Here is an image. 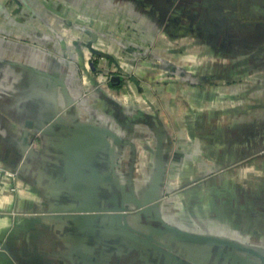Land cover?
<instances>
[{
  "label": "rangeland",
  "instance_id": "1",
  "mask_svg": "<svg viewBox=\"0 0 264 264\" xmlns=\"http://www.w3.org/2000/svg\"><path fill=\"white\" fill-rule=\"evenodd\" d=\"M108 1L0 0V20L11 18L5 28L16 35L13 41L20 35V42L68 67L85 98L95 90L86 89L84 61L113 96L126 91L140 96L149 87L171 129L170 139L159 141L176 146V153L170 164L163 158L153 163L154 153L126 154L117 183L100 186L105 199L94 192L85 198L82 185L72 194L63 171L53 170L57 177L36 180H43L38 188L54 191L32 201L36 185L24 178L26 164L45 153L38 151L41 134H31L20 151L0 158L1 251L11 256L13 242L24 234L48 235L73 221L90 237L89 248L76 254L90 257L89 264L103 258L109 264H228L214 248L226 246L235 252L232 264H264V52L249 63L232 59L230 41L222 35L238 31L256 38L264 0L203 2L211 1L212 10L179 8L183 0H170V7L166 0H139L131 11V3L119 9ZM172 95L174 113L162 102ZM189 101L203 108L202 116L212 110L211 118L196 119ZM195 127L197 138L191 136ZM144 135L141 143L153 140ZM190 146L195 154H177Z\"/></svg>",
  "mask_w": 264,
  "mask_h": 264
},
{
  "label": "crops",
  "instance_id": "2",
  "mask_svg": "<svg viewBox=\"0 0 264 264\" xmlns=\"http://www.w3.org/2000/svg\"><path fill=\"white\" fill-rule=\"evenodd\" d=\"M166 1L167 6L170 7V0ZM192 1L195 4H192L191 0L178 1L179 8L189 6L194 9L212 10L215 7L211 1L205 5L203 2L207 0H200L199 6L196 5L197 0ZM125 3H131V7L128 5L131 11L139 6L141 1L109 0L107 4L111 8L123 9L126 8ZM153 7L154 4L151 5L152 9ZM10 20L9 16L0 20V158L5 154L20 151L27 144L26 137L31 134H41L43 143L38 151L45 153V156L26 164L27 173L24 177L36 185L34 188L36 192H32L35 196H30L32 201L41 199L37 197L39 194L54 191V189L46 191L38 188L43 184V180L41 182L36 180L45 176L57 177L53 170L63 171L61 174L66 179V183L72 185L70 188L74 191L73 193L71 191L72 194L76 193L75 185H82V194L87 195L85 198L89 199L91 197L89 194L94 192L100 194L96 199H105L101 196L103 190L100 186L107 185L106 182L117 183L120 177L117 170L122 168V158H125L126 154L154 153L152 158L149 157L153 163L156 159L157 162H162L164 159L170 164V155L176 153L177 147L163 146L159 141L164 138L169 140L171 129L167 124L168 119L160 109V101L149 97V87L141 88V91H138L141 93L140 96L132 91L113 96L115 92L110 87H101L100 82L93 75L94 71L89 61H84L86 89L95 90L92 95L85 98L81 87L76 86L74 76L68 67H60L55 61L52 63L48 55L20 42L22 39L20 35L17 37L19 41L11 39V35L15 37L16 35L5 28ZM257 26L259 32L255 34L256 38L238 31L229 35L222 34L224 41L229 40L232 47V50H228L227 56L249 63L253 55L263 53L264 22ZM92 39L97 40L95 36H92ZM251 40H257L261 45L255 47V43ZM240 41L243 43H239ZM240 51H243L241 56L237 55ZM236 55L240 58H234ZM247 72H250L249 68ZM131 86H127L126 89H130ZM261 88H264V83ZM168 89L170 88L158 87V91L161 90L165 95L170 92ZM173 100V95L162 96V102L164 105L168 103L170 112L173 110L170 106ZM175 104L177 106L179 102L175 100ZM192 104L197 105L194 101H189L187 105L194 107ZM192 109L195 110L196 119L205 116L208 120L213 115L212 110H209V113L202 116L206 113L203 112L202 107ZM193 131L194 134L191 135L193 138L200 136V129L197 130L195 127ZM144 133L153 140H146V144L141 143L143 140L140 138ZM178 151L177 154L185 158L190 157L192 153L195 154L196 150L190 146L183 151H180L179 147ZM145 160L144 162L148 163V157ZM191 162L190 160L189 163ZM177 166V163H174L173 167ZM112 170L116 173H113V177ZM93 185L99 186L98 189L93 191L90 187ZM68 222L70 223L59 225L55 232L48 235H43V230L39 233L30 231V235L24 234L18 242H13L11 256L3 253L0 248V264H89L88 260L80 259L76 254L81 248H89L86 241L90 237L85 236L84 228L80 230L73 221ZM177 238L180 240L179 236ZM8 245L10 246V242ZM181 245L180 247H183ZM103 247L104 245L98 246L97 249ZM214 248L220 249L227 258L226 263H233L235 256L233 248L227 246ZM94 252L101 254L98 250ZM100 264L109 263L103 258Z\"/></svg>",
  "mask_w": 264,
  "mask_h": 264
},
{
  "label": "water",
  "instance_id": "3",
  "mask_svg": "<svg viewBox=\"0 0 264 264\" xmlns=\"http://www.w3.org/2000/svg\"><path fill=\"white\" fill-rule=\"evenodd\" d=\"M75 187L77 188V186H75ZM179 239L182 240L181 237ZM84 258L87 259V260H90V257H88V256H84Z\"/></svg>",
  "mask_w": 264,
  "mask_h": 264
}]
</instances>
